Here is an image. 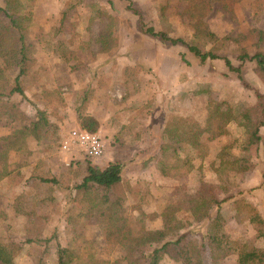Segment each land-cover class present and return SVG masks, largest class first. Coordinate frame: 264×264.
I'll list each match as a JSON object with an SVG mask.
<instances>
[{"label": "rangeland", "instance_id": "obj_1", "mask_svg": "<svg viewBox=\"0 0 264 264\" xmlns=\"http://www.w3.org/2000/svg\"><path fill=\"white\" fill-rule=\"evenodd\" d=\"M0 7L7 10V15L0 12L3 25L13 12L9 9H18L13 17L27 24L29 53L35 60L21 77L25 96L15 93L9 99L18 104L22 115L0 113V138L29 123L37 109L44 110L51 123L40 139L29 138L23 148L8 151L7 172L0 159V242L16 246L17 264H58L56 242L73 250L75 256L92 254L103 261L100 264H126L123 249L107 245L83 190L77 188L88 166L123 163L122 180L112 193L123 196L130 216H137L139 210L160 213L175 187L193 192L204 181L220 184L223 180L215 169L222 160L241 154L242 127L230 122L220 125L223 134L210 137L204 133L203 157L186 144L174 151L166 143L164 129L174 118L204 124L212 101L224 106L255 104L256 91L264 94L263 76L253 62H247L242 68L246 87L223 60L200 63L184 45L162 42L142 30L141 20L145 28L154 27L186 41L194 39L195 20L186 13V0H0ZM202 20L219 37L217 44L222 47L216 52L238 66L239 46L253 52L254 31L264 30V0H242L228 6L216 1ZM228 36L239 41L225 40ZM196 39L207 50L214 46L205 38ZM5 40L11 42L10 37ZM0 67L8 81H13L17 66L5 65L0 59ZM97 107L105 111L106 123L97 131L105 143L104 155L92 159L83 151L60 152L68 132L82 128L78 116ZM5 109L0 103V112ZM153 109L154 118L160 121L159 127H153V136L160 134L158 141L142 134L149 133L146 124ZM140 125L146 129L137 131ZM260 135L263 140L250 148L253 168L246 173L229 171L228 179L222 177L235 189L236 197L252 202L264 217V126ZM163 143L166 148L160 155ZM176 154L180 157L177 168ZM187 158L189 165L185 166ZM232 202L221 205L225 232L233 239H248L264 247L251 224L236 221ZM179 216L191 221L189 213ZM146 221L151 229L162 226L161 217ZM209 223L208 219L193 221L183 229L189 240L200 245L203 264H213L206 239ZM46 239L51 241L46 243ZM235 260L232 255L220 264ZM161 264L179 263L164 259Z\"/></svg>", "mask_w": 264, "mask_h": 264}, {"label": "trees", "instance_id": "obj_2", "mask_svg": "<svg viewBox=\"0 0 264 264\" xmlns=\"http://www.w3.org/2000/svg\"><path fill=\"white\" fill-rule=\"evenodd\" d=\"M186 1L188 2L186 13L191 20H195L194 39L186 41L181 37L173 38L167 32L156 31L154 27L145 28L146 26L141 20L142 30L159 38L162 42H169L171 45H184L200 63H205L207 60H223L226 68L236 73L246 87L248 84L243 78L242 68L247 62H253L257 73L264 79V30L256 29L254 31L256 41L253 44L255 49L253 52H250L245 46H239L237 59L240 61V65L236 66L229 57L221 56L216 52L222 47L217 44L219 37L203 25L202 18L211 9L214 2L218 1L224 6H228L230 3L242 0ZM128 7H132L131 2ZM11 9L13 12L8 16L7 24L3 25L0 21V59L5 65L14 63L17 66V72L13 81H8L4 68L0 67V103L6 108L0 113L7 112L20 117L22 112L18 104L9 101V99L15 93L25 96L21 77L28 72L30 65L35 60L30 57L29 53L27 24L13 17L18 11L17 8L9 10ZM0 12L7 15V10L1 7ZM134 12L139 14L137 10ZM65 16L66 11L62 13V21ZM5 32L8 33L6 37L3 36ZM8 37L11 38L10 43L5 40ZM196 38H205L214 43L213 48L207 50ZM224 39L239 41L238 38L232 36ZM256 98L257 102L253 105L224 106L221 102L212 101L209 104L204 124L190 119L174 118L165 127L166 143L173 146L174 151L177 149L174 147L186 144L197 149L201 157L205 155L204 148L206 147L201 136L204 133H208L210 137L223 134L224 130L220 128V125L235 122L244 129L245 140L240 155L222 160L220 166L215 169L223 180L220 184L204 181L193 192H188L180 186L175 187L160 213L148 214L143 210H139L137 216H130L126 213L123 196L112 193L115 186L122 180L123 163L114 161L105 167L98 164L88 166L87 174L77 188L83 190V197L88 201V209L94 213L107 245L121 247L124 252L123 260L126 264H161L164 259L173 260L179 264H203L200 245L189 240L183 233V229L193 221L202 222L206 219L210 221L206 239L212 249L213 264H220V260L232 255L236 257L234 264H264V247H259L248 239L231 238L225 232V219L221 213L222 203L232 200L236 221H247L256 230V235L264 240V217L252 202L247 201L244 197H236L235 189L222 177L224 174L228 179L229 171L246 173L253 168L250 148L263 140L260 129L264 126V94L256 91ZM78 122L82 129L90 132H97L100 126L97 118L90 114L79 115ZM50 124L47 113L37 109L35 118L29 123L23 124L10 135L0 138V159L4 172H7L5 166L7 165L8 151L23 148L29 138L40 139ZM165 148L166 144L163 143L160 155L164 154ZM179 158L176 154L175 168L180 165L177 163ZM187 160L188 158L184 163L185 166L189 165ZM189 169L190 167L186 171ZM160 171L165 173L164 169L160 168ZM214 207H217V210L212 215L211 211ZM181 212L189 213L191 221L183 220L179 216ZM158 217L162 219L161 228H148L146 220ZM50 241L51 239L45 240L46 243ZM16 249L15 245L11 246L0 242V264H17L15 261ZM55 252L58 264H100L103 262L102 260L99 262L97 258L91 256L92 254L85 257L75 256L73 250L62 246L59 242H56Z\"/></svg>", "mask_w": 264, "mask_h": 264}, {"label": "built area", "instance_id": "obj_3", "mask_svg": "<svg viewBox=\"0 0 264 264\" xmlns=\"http://www.w3.org/2000/svg\"><path fill=\"white\" fill-rule=\"evenodd\" d=\"M80 151L89 158L98 159L105 153V143L97 132L73 128L61 140L60 152L70 155Z\"/></svg>", "mask_w": 264, "mask_h": 264}, {"label": "crops", "instance_id": "obj_4", "mask_svg": "<svg viewBox=\"0 0 264 264\" xmlns=\"http://www.w3.org/2000/svg\"><path fill=\"white\" fill-rule=\"evenodd\" d=\"M101 98V97H100ZM99 97L97 98V102H99ZM98 110H95V111H92L91 113H89L90 115H93L94 117L97 118V120L99 121L100 125L102 126V124L104 125L106 122H103V117L105 116V111H102L100 108L97 107ZM151 111V110H150ZM149 115V120L147 121V124L146 126H148V132L150 133H147L148 135L145 136V133H142L143 134V137H147L149 139H153V141H158L160 139V134L158 135L159 132H157V134L155 136H153V127H156L158 125L159 127V124H160V121L159 120H156L154 118L155 116V110L153 109L152 112L148 113ZM142 121V120H141ZM158 121V122H157ZM142 126L140 125L136 130L137 131H140L142 128ZM152 127V128H151ZM146 128H143L142 130H144ZM118 137V135H117ZM155 137V138H154ZM125 138H120V141L123 142ZM144 139V138H143ZM131 149V148H129ZM140 154V153H139ZM136 155V153L134 154Z\"/></svg>", "mask_w": 264, "mask_h": 264}]
</instances>
